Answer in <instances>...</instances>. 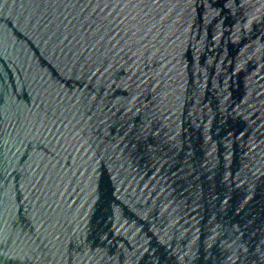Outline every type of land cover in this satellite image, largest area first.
I'll return each mask as SVG.
<instances>
[{
	"label": "water",
	"instance_id": "water-1",
	"mask_svg": "<svg viewBox=\"0 0 264 264\" xmlns=\"http://www.w3.org/2000/svg\"><path fill=\"white\" fill-rule=\"evenodd\" d=\"M0 264H264V0H0Z\"/></svg>",
	"mask_w": 264,
	"mask_h": 264
}]
</instances>
